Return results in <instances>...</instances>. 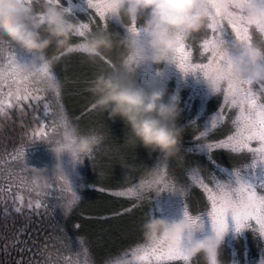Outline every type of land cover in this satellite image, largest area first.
Instances as JSON below:
<instances>
[{
  "label": "snow or ice",
  "instance_id": "obj_1",
  "mask_svg": "<svg viewBox=\"0 0 264 264\" xmlns=\"http://www.w3.org/2000/svg\"><path fill=\"white\" fill-rule=\"evenodd\" d=\"M16 2L32 8L33 18L41 25L46 22L43 16L45 6L57 7L65 19L75 20L76 25L71 34V50L48 55L43 61L32 58L31 62H21L15 44L0 37V121L13 120L15 112L20 117L22 128L19 142L11 151L0 146V177L7 179L9 183L8 187H0V193L11 192L12 186L17 188L18 194L13 197V210L18 214L22 215L24 210L28 209L29 213L39 215V210L43 208L52 214L59 209L66 215L82 201L69 174L66 171L49 173L48 179L52 187L43 196L38 195L31 186L27 150L36 142L43 141L51 147L58 159L64 153L70 154L74 163L83 162L86 158L96 171L98 154L104 152V136L92 133L97 147L86 156L71 152V147L76 142L73 136V129L76 128L63 103L62 86L67 77H62L56 71L54 62L62 60L70 53L88 56V37L94 32L112 33L109 31V22L114 18L123 25L126 33L135 34L138 38H146L147 33L143 25L138 24L139 19L132 18L126 23L124 17L112 9L111 0H85L88 10L86 20L76 17L72 0H68V7H65L63 0ZM236 3L237 0H207L204 8L207 20L205 27L199 31L200 62L193 59V48L188 42L190 36L181 32L176 37L178 44L173 58L175 66L185 76L199 74L210 85L211 92L222 97L218 110L202 130L193 122L192 126L198 133L193 139L198 143L194 148L187 150L204 154L207 163L212 166V171L205 177L198 166L186 164L185 174L190 184L183 185L179 176L170 170L169 162H166L163 165H155L156 174L151 178L142 174L135 183L127 187L111 188L98 183L90 185L99 193L136 201L131 207L109 210L107 214L101 210L96 213V218L108 220L131 212L133 208L140 206L145 198L151 199L148 195L151 185L157 184L161 190L183 198V216L192 222L196 229L203 230V217L206 216L210 220L213 233L224 237L229 229L230 217L235 232L251 229L264 241V82L254 81L246 75H231L226 71L231 56L222 38L226 23L234 33L235 45L253 49L254 55L264 62V29L253 27L249 21L247 7H237ZM247 3L248 0H245V5ZM196 35L197 32L191 34V37L195 38ZM256 35L261 37L259 42L255 39ZM99 61L111 68L112 72H133L135 67L132 60H129L127 65L121 61L118 66L107 55L101 56ZM30 64H35V67L24 71V67ZM57 83L60 87L49 91L48 85ZM96 110L94 101L85 109V114ZM29 113L35 122L34 126H25L24 122ZM225 124L230 126L228 133L214 138L216 130L223 128ZM3 127L4 124L0 123V129ZM216 152H226L234 156L250 154V159L239 164L224 165L215 158ZM103 174V171L99 173L101 176ZM80 187L83 188L84 185L81 184ZM192 187H198L207 201L206 209L199 213H193L188 203L187 197ZM19 192L29 194L27 204ZM33 194L36 196L34 202L31 199ZM4 213L10 214L7 208ZM192 237L193 232L188 233L183 238L182 245L176 247L167 245L163 240L143 242L121 254L123 257L130 256L131 259L107 258L104 264H193L194 258L186 255V245ZM56 239L60 240L61 237L57 236ZM18 242L17 240L13 243ZM79 243L82 245L84 242L80 240ZM85 264L92 262L86 260ZM259 264H264V250Z\"/></svg>",
  "mask_w": 264,
  "mask_h": 264
},
{
  "label": "rangeland",
  "instance_id": "obj_2",
  "mask_svg": "<svg viewBox=\"0 0 264 264\" xmlns=\"http://www.w3.org/2000/svg\"><path fill=\"white\" fill-rule=\"evenodd\" d=\"M63 3L65 7L69 6L68 0H63ZM72 5L75 6L73 10L76 17L80 20L88 18L85 0H72ZM124 21L126 23L130 22L127 17H124ZM138 24H144L143 18L138 20ZM228 28L230 26L225 23L222 38L226 44L235 45L234 34L227 37ZM109 31L119 33L120 35L126 34V29L115 18L109 22ZM255 39L259 42L261 37L256 35ZM188 42L193 48L194 61L200 62L199 32H197L195 38L190 36ZM118 49L119 51L113 49L107 53V56L111 57L119 66L124 49ZM58 52L60 51L52 46L47 50V55L51 56ZM17 54L21 62H31L32 60L29 54H26L19 48H17ZM53 66L62 77H67V81L62 86L63 103L73 126L81 134H92L95 132L104 136V152L98 154L96 171L93 170L91 162L86 158L83 162L75 163L68 153L62 154L59 158L66 172L69 174L74 187L81 195L82 201L66 215L57 209L56 215L60 219H67L70 216H73L72 219L77 217L83 218L82 216H87L90 211L96 210V206L98 205L96 190L94 187H90V185L98 183L101 186H113L111 188L127 187L129 184L135 183L142 174L147 175L148 170L156 165L159 154L152 153L150 156L142 147H137L134 150L127 148L124 145L127 128L119 118L115 121L109 120L107 113H102L98 109L85 114L84 109L92 102L85 104V101H82L79 97L80 92L89 91V78L83 76L84 74L82 75L81 72L83 70L86 72L90 71L94 76H97L101 72H112V69L107 65L101 64L99 58L95 62H92L86 55L70 53L62 60L54 62ZM133 75L135 81L147 90H151L152 88L163 89L165 92L164 100L166 102L177 103L182 110L176 122L178 126L184 128L181 138L182 150L179 157L168 161L170 170L179 176L183 185L190 184V180L185 174L186 164L190 163L192 166H198L204 176L207 177L210 171H212V166L207 163L206 156L202 153L196 154L187 150L194 148L198 143L193 139V136L198 134L196 128L192 126L193 122L202 130L218 110L222 97L211 92L202 76L199 74L185 76L175 64H145L138 67ZM49 91L51 90L49 89ZM13 117L16 120H20V117L15 112L13 113ZM0 123H4L5 125L6 121H0ZM229 130L230 126L225 124L223 128L216 130L214 138L222 137ZM26 155L29 165L36 167L47 166L49 173H51V169L58 159L51 147L43 141L33 144L27 150ZM214 156L224 165L239 164L250 159V154L234 156L226 152H216ZM129 164L134 165L135 168L128 169L125 167V165ZM101 171L104 173L103 176L99 175ZM3 179L2 177L0 184ZM81 184L84 185L83 188L80 187ZM11 193L18 194L15 186H12ZM19 194L23 195L24 200L27 202L29 194L26 192H19ZM148 195L151 197L150 200L145 198L140 206L133 208L129 213L119 216L118 226H125L128 229L125 231V235L122 234L117 239V236H109L105 229H94V225H88V222H86V229H80L83 233L79 232V238L77 236V239L74 238L75 240H72V243L70 241L71 244L65 249L68 252L62 256L60 264H72V262L76 261L79 264H85L86 260L92 262V264H104L107 258L131 259L130 256L123 257L121 254L140 243L146 242L141 226L150 212L154 217H164L169 220H179L183 217L184 201L181 196L168 191L161 193L159 196L151 193ZM31 199H36L35 194L32 195ZM121 199L126 208L136 203L134 199ZM187 199L193 213L204 211L207 207L206 198L198 187L191 188ZM94 202L95 204H93ZM203 220V231L194 232L193 236L195 238H204L214 234L211 229L210 220L206 216L203 217ZM76 223L69 222L71 227H75V230L78 229L76 227L78 224ZM105 223L107 222H103L104 225ZM103 224L100 223L102 228L105 227ZM80 240L84 242L82 245L79 243ZM115 244V248L122 245V249L118 252L119 254L112 256L110 250L113 249ZM262 250H264V241H261L251 229H244L239 233L235 232L233 222L229 217V229L225 233L220 247L219 259L221 264H259ZM133 264H137V262H133ZM193 264H206L203 255L194 257Z\"/></svg>",
  "mask_w": 264,
  "mask_h": 264
},
{
  "label": "clouds",
  "instance_id": "obj_3",
  "mask_svg": "<svg viewBox=\"0 0 264 264\" xmlns=\"http://www.w3.org/2000/svg\"><path fill=\"white\" fill-rule=\"evenodd\" d=\"M207 0H111L114 11L128 19L143 18V29L146 38L135 34L94 32L87 39L88 58L95 62L113 49L123 48L122 62H135L133 72H101L89 86L95 97L99 111L107 113L109 120L117 118L123 121L127 132L124 145L129 149L144 148L151 156L158 153L157 163L163 165L181 154V138L184 132L177 125L181 109L175 102L164 100L165 92L161 88L147 90L134 79L135 70L145 64H174L177 34L187 36L201 31L205 27L207 14L204 11ZM237 7L246 6L249 21L253 27L264 29V0H237ZM45 23L41 25L33 18L32 8L16 0H0V37H4L33 59L43 61L47 50L54 46L58 51H70L72 33L76 22L65 19L63 13L55 6L43 9ZM167 30V31H165ZM230 62L226 71L231 75L250 76L254 81L264 82V62L254 55V50L242 48L238 44L230 50ZM35 64L26 65L24 71L34 68ZM207 83V82H206ZM208 88L210 85H208ZM50 90L60 87L49 84ZM76 142L71 152L86 156L97 147L93 134H81L73 129ZM134 169V165H125ZM62 161L51 169L52 173H64ZM31 174V186L36 193L43 196L52 184L48 179L49 168L28 166ZM156 174L155 166L150 168L147 176ZM165 191L157 184L151 185V194L159 196ZM146 242L163 240L167 245L176 247L183 243V238L190 232L203 231L196 229L184 216L179 220L154 217L149 214L142 224ZM223 237L215 234L204 238L194 236L186 245V255L194 258L203 255L206 264H221L219 259ZM123 264V262H121Z\"/></svg>",
  "mask_w": 264,
  "mask_h": 264
},
{
  "label": "trees",
  "instance_id": "obj_4",
  "mask_svg": "<svg viewBox=\"0 0 264 264\" xmlns=\"http://www.w3.org/2000/svg\"><path fill=\"white\" fill-rule=\"evenodd\" d=\"M81 74L89 78V88L90 82L96 76L92 75L90 71L86 72L84 70ZM79 97L82 101H85V104L95 101V97L90 91L80 92ZM24 123L25 126H34L35 122L32 120L31 113H29ZM21 131L20 120H16L13 117V120L6 121L4 127L0 129V146L7 147L11 151L13 146L19 142ZM1 179L2 177H0ZM8 186V181L4 178L0 187ZM95 192L98 202L96 210L90 211L87 216H82L83 218L77 217L75 219H72L73 216L67 219H60L56 213L52 214L43 208L39 210V215L29 213L28 209H25L22 215L18 214L13 210V197L17 194L11 192L0 193V264H50V261L51 264H60L62 256L68 252L65 249L72 243V240H75L74 238L77 239L79 232L83 233L81 230L86 229V222H88V225H94V229H105L109 236H117V239L118 236L125 235V231L128 229L125 226H118L119 217L108 220L96 218V213L101 210L107 214L109 210L126 208L122 199L112 197L106 193ZM32 201L34 202L35 200L32 199ZM28 202L29 199L27 202L24 200L25 204ZM5 208L8 209L10 214L5 215ZM70 221L73 223L77 222L76 224L79 225L78 229L75 230V227H71ZM103 222L107 223L104 225ZM100 223L105 227L102 228ZM57 236L61 237V239L57 240ZM17 240L19 242L14 244L13 242ZM121 244L123 245V243ZM122 245L115 248V244L113 249L110 250L111 255L119 254L118 252L122 249Z\"/></svg>",
  "mask_w": 264,
  "mask_h": 264
},
{
  "label": "flooded vegetation",
  "instance_id": "obj_5",
  "mask_svg": "<svg viewBox=\"0 0 264 264\" xmlns=\"http://www.w3.org/2000/svg\"><path fill=\"white\" fill-rule=\"evenodd\" d=\"M234 33L232 32L231 28H228V33H227V37H230L231 35H233ZM225 46L229 49V50H232L234 45L232 44H226L225 43Z\"/></svg>",
  "mask_w": 264,
  "mask_h": 264
}]
</instances>
